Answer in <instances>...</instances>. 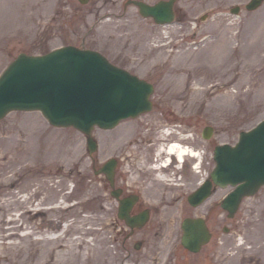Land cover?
Segmentation results:
<instances>
[{
	"label": "rangeland",
	"instance_id": "1",
	"mask_svg": "<svg viewBox=\"0 0 264 264\" xmlns=\"http://www.w3.org/2000/svg\"><path fill=\"white\" fill-rule=\"evenodd\" d=\"M120 1L0 0V74L23 51L75 45L101 50L155 86L151 111L113 129L95 127L93 154L83 132L56 127L41 112L13 111L0 120V264H34L44 254L53 261L58 248L39 237L57 234L66 245L78 242L72 252L99 255L96 264H264V186L232 218L221 206L230 188H218L198 207L187 201L214 168L215 146L236 143L264 119V3L248 12L249 0H182L188 15L164 28L134 6L122 13ZM234 6L239 14L230 11ZM174 125L180 136L199 133V171L169 169L162 179L152 170L155 157L147 170L132 168L126 141L145 147ZM207 125L215 129L208 140ZM121 152L129 183L139 185L151 209L134 233L119 219L105 175L95 171ZM187 216L205 217L213 231L197 253L181 244ZM50 219L59 227L43 225Z\"/></svg>",
	"mask_w": 264,
	"mask_h": 264
},
{
	"label": "water",
	"instance_id": "2",
	"mask_svg": "<svg viewBox=\"0 0 264 264\" xmlns=\"http://www.w3.org/2000/svg\"><path fill=\"white\" fill-rule=\"evenodd\" d=\"M86 1V0H82ZM263 0H253L248 8H257ZM144 15H154L159 22L162 7H149L139 2ZM233 11H237L234 9ZM151 83L111 64L100 52L65 46L43 55L21 53L0 77V119L13 110H40L56 126H75L87 135L90 153L97 150L93 136L95 125L113 128L123 118L136 117L151 110ZM213 128L204 130L209 138ZM217 166L212 180H207L189 196L197 206L212 193L213 181L221 187L234 186L222 206L233 217L243 197L255 194L264 185V121L251 131H243L236 146L218 145ZM115 159L107 161L96 173L104 172L114 185ZM113 195L119 197L118 191ZM137 197L120 200L119 217L132 228H141L149 220V210L132 216ZM182 244L198 252L212 233L202 217H187L182 222Z\"/></svg>",
	"mask_w": 264,
	"mask_h": 264
},
{
	"label": "bare ground",
	"instance_id": "3",
	"mask_svg": "<svg viewBox=\"0 0 264 264\" xmlns=\"http://www.w3.org/2000/svg\"><path fill=\"white\" fill-rule=\"evenodd\" d=\"M167 26V25H166ZM165 28V27H164ZM150 133H146V137H149ZM167 134H169V132L167 131H161L156 133V136H154L153 140L151 143H149V145H146L145 147L136 145L135 147L131 146L130 143H128L126 141V152L129 148L131 155H132V163L134 167V169H136L137 171H141L142 170H147V168L145 165L147 164V161L150 159L151 157V152H153V156H155L156 158L158 157L159 160H164L162 164H156L152 169L154 172L156 171V175L157 177H161L162 179L165 178V172L170 168V166H172V163L174 162V156H172V154H175L177 158H179L180 160H183L184 157H186L188 154H192V156L198 155L197 152H195L193 149H191L188 146L182 145L178 142H169L170 138L167 136ZM168 143V144H167ZM202 157V156H201ZM172 159V163L170 166H167L166 168L164 167L165 165L168 164L169 161H171ZM139 160V162H138ZM197 167H199L197 165ZM142 169V170H141ZM158 172V173H157ZM43 225H45L47 228H52L54 229L55 227L58 228L59 227V223H54L53 220H47L46 222L43 223ZM46 232V231H44ZM41 239H45L46 241H49L50 243H52L54 246L52 247V250H56V247L58 248V250L55 252L56 254V258H53L52 260H49L47 257V254H44L43 257L41 258V260L37 263L34 264H43L44 261H48L51 262L50 264H96L97 259L99 258V255H94V253H86L82 250H75L74 252H72L73 248L76 249L77 246L79 247V244L76 240H73L72 243L70 242L68 245H66L65 240H64V236L62 237L61 234H57V235H47V236H41L39 237ZM79 243H85V247L91 251L92 249L94 250L95 246H88L89 242H86V240L84 238H80L79 239ZM73 247H71V245ZM12 246H14V244H12ZM72 252V253H71ZM50 254V252H48ZM7 258V257H6ZM8 259V258H7ZM7 260H4L3 262H5ZM18 261L17 260H8V264H17ZM4 264V263H3Z\"/></svg>",
	"mask_w": 264,
	"mask_h": 264
},
{
	"label": "flooded vegetation",
	"instance_id": "4",
	"mask_svg": "<svg viewBox=\"0 0 264 264\" xmlns=\"http://www.w3.org/2000/svg\"><path fill=\"white\" fill-rule=\"evenodd\" d=\"M103 4H110L111 6H116L115 4L117 3V0H114V2L109 1V0H101ZM136 1H145L147 4L155 7L159 3L165 4L164 6H167L166 9L170 12L173 13L174 18L176 21H180L181 19L185 18L188 14L185 10V7L183 5L182 0H121L119 3V9L122 11V13H126L129 11V6H134L136 8V11L141 14L138 6L136 5ZM171 4V8L169 9V5ZM118 6V5H117ZM133 8V7H131ZM134 9V8H133ZM142 15V14H141ZM150 20H152L153 26H159L156 23V20L154 17H150ZM191 129V128H190ZM179 138V137H177ZM182 142L183 145L190 147L193 149L195 152H197L198 155L192 156L188 155L186 158H183V160L179 161V158L174 156V162L172 163V166H170L169 169L176 171L178 174H185V173H190L193 171L194 173L197 171L196 167L197 165L200 167L201 165V147H200V135L196 131L194 133L190 132L187 137H180L179 138ZM153 140V139H152ZM168 144V143H167ZM151 157H153V152H151ZM123 152L119 154L118 158V167L116 170V176H115V187L118 189L120 193V198H124L127 196H133L137 195V201L134 205L133 208V213H139L140 211L144 210L147 208V205H145V201L143 199L142 193L138 189L139 185H133L130 184L128 181V175L125 172V169L122 167V157ZM180 162V163H179ZM137 171V170H136ZM138 172V171H137ZM136 172V173H137ZM140 176V174H139ZM138 181V180H137ZM145 181V180H143ZM143 181H141L143 183ZM131 185V187H130Z\"/></svg>",
	"mask_w": 264,
	"mask_h": 264
}]
</instances>
